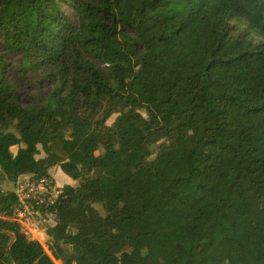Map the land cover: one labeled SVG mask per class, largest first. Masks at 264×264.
<instances>
[{
	"label": "trees",
	"instance_id": "1",
	"mask_svg": "<svg viewBox=\"0 0 264 264\" xmlns=\"http://www.w3.org/2000/svg\"><path fill=\"white\" fill-rule=\"evenodd\" d=\"M55 166L51 255L0 220V264H264V0H2L0 175Z\"/></svg>",
	"mask_w": 264,
	"mask_h": 264
},
{
	"label": "built area",
	"instance_id": "2",
	"mask_svg": "<svg viewBox=\"0 0 264 264\" xmlns=\"http://www.w3.org/2000/svg\"><path fill=\"white\" fill-rule=\"evenodd\" d=\"M63 186L51 176H24L15 183L16 202L8 213H0V220L16 224L29 240L36 241L51 255L47 248L46 227L54 224L56 215L52 208L59 200ZM56 264H63L55 260ZM74 264V263H73Z\"/></svg>",
	"mask_w": 264,
	"mask_h": 264
},
{
	"label": "rangeland",
	"instance_id": "3",
	"mask_svg": "<svg viewBox=\"0 0 264 264\" xmlns=\"http://www.w3.org/2000/svg\"><path fill=\"white\" fill-rule=\"evenodd\" d=\"M68 13L71 14L70 11H68ZM8 62L9 67L7 70V76L17 86L19 102L22 105H30L42 101L46 97L51 87L50 81H48L40 72L34 73L30 71H23L18 56H12L8 58ZM100 67L103 73L105 74V66L100 64ZM115 117L116 114H113L107 123H111L115 119ZM10 150L12 152H15L16 147H11ZM151 151L155 152L154 146L151 147ZM42 156L43 152L38 155V157ZM152 157L153 155H151V158ZM49 174L54 179L55 183L58 185H77V182H73V180L71 182V178L66 175L59 166L50 168ZM0 188L2 190H11L15 188V184L13 185L12 182H9L0 175ZM122 233V230L117 231V234L119 236H121Z\"/></svg>",
	"mask_w": 264,
	"mask_h": 264
},
{
	"label": "crops",
	"instance_id": "4",
	"mask_svg": "<svg viewBox=\"0 0 264 264\" xmlns=\"http://www.w3.org/2000/svg\"><path fill=\"white\" fill-rule=\"evenodd\" d=\"M24 176H26V175H24ZM71 182H72V180H71ZM74 182V181H73Z\"/></svg>",
	"mask_w": 264,
	"mask_h": 264
},
{
	"label": "water",
	"instance_id": "5",
	"mask_svg": "<svg viewBox=\"0 0 264 264\" xmlns=\"http://www.w3.org/2000/svg\"><path fill=\"white\" fill-rule=\"evenodd\" d=\"M2 0H0V2H1Z\"/></svg>",
	"mask_w": 264,
	"mask_h": 264
}]
</instances>
